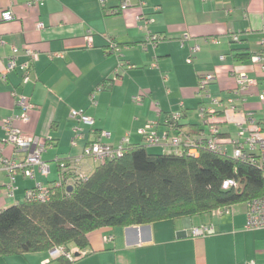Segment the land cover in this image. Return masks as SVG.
Returning a JSON list of instances; mask_svg holds the SVG:
<instances>
[{
	"label": "crops",
	"instance_id": "0c3cea01",
	"mask_svg": "<svg viewBox=\"0 0 264 264\" xmlns=\"http://www.w3.org/2000/svg\"><path fill=\"white\" fill-rule=\"evenodd\" d=\"M30 1L0 0V14L12 13L9 21L0 15V75L13 48L17 64L26 61L25 48L37 53L29 82H22L19 68L4 79L0 76V210L24 202L36 184L51 186L59 179L60 164L79 159L80 172L90 176L98 164L84 153L100 132L109 134L101 142L113 147L123 138L126 145L141 144L138 130L147 124H153L159 137L183 134L201 142L208 126L202 124L198 110L212 107L211 99L222 104L212 107L216 111L212 121L228 154V142L237 139L241 129L248 133V114L264 131V101L259 99L264 74L251 60L264 39V0H42L41 6L29 7ZM125 1L128 8L110 14ZM39 23L44 26L40 30ZM148 35L161 39L156 44L147 42ZM88 36L91 47L86 43ZM232 36H238V42L233 43ZM206 74L213 81L205 98L197 95V84ZM240 74L257 85L237 97ZM13 94L25 96L34 106L27 123L15 120L13 124L46 144L41 161L49 171L43 176L36 170L33 178L15 171L10 197L3 161L17 162L22 156L4 141L3 121L20 113ZM135 97L142 100L134 102ZM79 109L94 120L92 128L69 118L71 110ZM171 117L176 118L174 125L169 124ZM170 150L168 143L161 142L151 151ZM241 205L220 209L221 214L214 210L94 231L86 254L70 264H264V229H244L246 211ZM202 227L213 232L194 236L193 229ZM0 264L65 261L44 251L0 257Z\"/></svg>",
	"mask_w": 264,
	"mask_h": 264
},
{
	"label": "trees",
	"instance_id": "16d2710c",
	"mask_svg": "<svg viewBox=\"0 0 264 264\" xmlns=\"http://www.w3.org/2000/svg\"><path fill=\"white\" fill-rule=\"evenodd\" d=\"M175 121L169 118V124ZM204 140H193L197 145L193 155L172 147L163 154L151 153L143 139L141 144L126 145L121 157L99 163L86 179H77L69 168L60 170L59 179L46 187V201L26 198L0 210V257L55 248L85 253L89 235L100 229L200 215L264 195L257 167L230 154L207 151ZM226 180L237 181L238 188L224 189Z\"/></svg>",
	"mask_w": 264,
	"mask_h": 264
},
{
	"label": "built area",
	"instance_id": "2783aa9c",
	"mask_svg": "<svg viewBox=\"0 0 264 264\" xmlns=\"http://www.w3.org/2000/svg\"><path fill=\"white\" fill-rule=\"evenodd\" d=\"M104 1L101 0V3ZM41 6L42 0H31L28 3L29 7L32 6ZM128 1L123 2L119 9L110 10V14H117L120 11L128 8ZM1 18L4 21H9L12 19V13L10 10L2 11ZM44 26L42 23L37 25V29L40 30ZM262 32L264 33V25L262 27ZM161 37L156 35H148L146 37L147 42L156 44L159 42ZM185 37L183 40H186ZM238 36H232L231 41L233 43L238 42ZM2 40L0 39V45H2ZM86 43L88 47L92 46V38L90 36L86 37ZM114 52H118V48L112 44ZM194 52L197 51V47L192 49ZM24 55L27 57L26 61L17 64L16 54L17 50L12 49V55L7 59L4 72L0 75L2 79L5 78V74L19 68L22 71V82H29V73L32 63L37 58V53L32 49L25 48L23 50ZM58 56H62L58 54ZM251 60L254 64L260 67L261 72L264 74V39L261 40V49L258 53L251 57ZM187 63H190V60H187ZM213 81V76L210 74L201 75L198 79L197 84V95L202 97H209L207 86ZM257 82L253 79L248 78L245 74H240L237 78V89L235 95L237 97L242 96L247 92L251 87H255ZM15 99V107L20 111L19 115L16 117L8 118L3 121V131L5 133V143L10 145L14 151L18 154H22L21 159L17 162L12 160H4V169L9 176V181L5 186L6 193L8 196H13L14 192V177L13 174L15 171H20L25 177L33 178L35 171L37 170L41 175L46 176L48 174L49 168L48 165L41 161V155L46 150V144L42 143L38 137L32 135L24 134L20 128L14 126L13 122L18 120L19 122L25 124L29 121V112L34 108V106L29 102L25 96H18L13 94ZM93 95H90L91 104H95L93 101ZM260 101H264V92L259 94ZM141 97L133 98L134 102H140ZM212 107H222V104L215 100L211 99ZM212 107L201 106L199 108V114L202 119V124L208 126V135L204 140V145L207 151L219 155H227L228 151L224 143L220 140L219 130L216 124L212 121L215 118L216 111ZM232 108V107H231ZM69 118L78 123L88 126L90 128L94 125V120L88 116L83 109L71 110L69 113ZM245 123L248 125V133L244 135V130L241 129L238 134V138L231 140L227 145L231 147V157L234 160L244 162L248 165L255 166L259 169L262 175L264 182V131L256 124L255 120L250 114L247 115ZM138 134L142 136L144 142L148 146H157L161 142L168 143V146L174 148L175 150H188L190 154L197 155V145L190 137L180 134L175 137H169L163 135L159 137L155 134L153 130V124H147L143 128L138 130ZM109 136L106 132H100L97 135L95 141L90 143L86 149L84 155L91 158L95 163L99 164L107 160H112L119 158L124 153L127 139L123 138L120 144L116 147L109 146L101 142L102 138H107ZM78 138V133H75L72 145H75V140ZM80 160H73L69 166L65 164H60L59 168L61 172L64 171H73L77 179H86L83 173L79 170ZM64 174H61L63 176ZM223 188H238V182L235 180H226L223 182ZM48 197L47 188L45 186L36 184L33 189L27 191L25 195L26 198H34L40 201H46ZM246 211V223L244 229L246 231H258L264 229V195L247 201L244 203ZM221 214V210H217ZM212 228H196L193 229L192 233L194 236H203L206 234L212 233ZM85 253L78 249H71L70 251L65 250L64 248H55L50 251V255L54 258L63 257L64 259L74 262L77 258L82 257ZM248 264H253L248 263Z\"/></svg>",
	"mask_w": 264,
	"mask_h": 264
},
{
	"label": "rangeland",
	"instance_id": "374dc122",
	"mask_svg": "<svg viewBox=\"0 0 264 264\" xmlns=\"http://www.w3.org/2000/svg\"><path fill=\"white\" fill-rule=\"evenodd\" d=\"M154 147H156V146H148L147 149H148L149 152L152 153L151 150H152ZM241 206L244 208V204H242ZM241 206H240V207H241Z\"/></svg>",
	"mask_w": 264,
	"mask_h": 264
},
{
	"label": "water",
	"instance_id": "95a60500",
	"mask_svg": "<svg viewBox=\"0 0 264 264\" xmlns=\"http://www.w3.org/2000/svg\"><path fill=\"white\" fill-rule=\"evenodd\" d=\"M70 189H71V188L69 187L68 190L70 191Z\"/></svg>",
	"mask_w": 264,
	"mask_h": 264
}]
</instances>
